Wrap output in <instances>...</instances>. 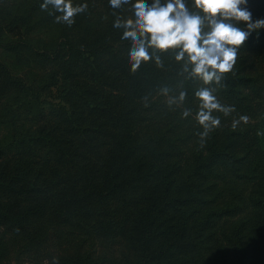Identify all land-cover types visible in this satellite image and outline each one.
Returning a JSON list of instances; mask_svg holds the SVG:
<instances>
[{"label": "trees", "instance_id": "1", "mask_svg": "<svg viewBox=\"0 0 264 264\" xmlns=\"http://www.w3.org/2000/svg\"><path fill=\"white\" fill-rule=\"evenodd\" d=\"M42 2L0 0V264H264V27L217 90L236 111L214 112L201 147L159 92L185 87L195 110L199 81L132 73L108 0H75L89 7L71 27ZM246 7L264 19V0Z\"/></svg>", "mask_w": 264, "mask_h": 264}, {"label": "clouds", "instance_id": "2", "mask_svg": "<svg viewBox=\"0 0 264 264\" xmlns=\"http://www.w3.org/2000/svg\"><path fill=\"white\" fill-rule=\"evenodd\" d=\"M248 0H108L112 10L113 28L121 31V40L129 44L127 63L135 73L143 64L151 63L157 69L176 65L181 85L199 81L193 89L197 108L182 107L188 91L180 87L175 95L164 86L159 89L167 97L171 108L181 109L182 118L191 116L202 131L199 144L204 146L211 131L219 127L221 119L236 111L234 105H225L216 95L225 73H232L237 53L252 31L264 27V19L252 20L246 5ZM88 3L75 0H43L41 11L54 17L56 23L71 27L75 18L88 10ZM243 25V26H242ZM245 28L247 30H245ZM145 105L148 97L142 98ZM248 116L232 120L235 129ZM264 134V133H258ZM52 264H58L53 258Z\"/></svg>", "mask_w": 264, "mask_h": 264}, {"label": "rangeland", "instance_id": "3", "mask_svg": "<svg viewBox=\"0 0 264 264\" xmlns=\"http://www.w3.org/2000/svg\"><path fill=\"white\" fill-rule=\"evenodd\" d=\"M47 25L51 29L50 30L51 32H55V31L58 30V26L57 25H50V24H47ZM39 33H41V28L33 30V32L31 34H34V37H36V36H39ZM42 35H44V34L42 33ZM260 70L261 69L259 67H257V69L254 68L253 71H254V73H257L259 80L261 82H264V74L262 72H260ZM0 131H1V128H0Z\"/></svg>", "mask_w": 264, "mask_h": 264}]
</instances>
